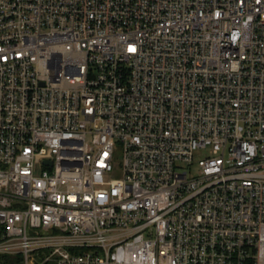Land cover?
<instances>
[{"label":"built area","instance_id":"built-area-1","mask_svg":"<svg viewBox=\"0 0 264 264\" xmlns=\"http://www.w3.org/2000/svg\"><path fill=\"white\" fill-rule=\"evenodd\" d=\"M0 264H264V0H0Z\"/></svg>","mask_w":264,"mask_h":264},{"label":"rangeland","instance_id":"rangeland-1","mask_svg":"<svg viewBox=\"0 0 264 264\" xmlns=\"http://www.w3.org/2000/svg\"><path fill=\"white\" fill-rule=\"evenodd\" d=\"M204 153V151H203V149H196L195 151H194V158H195V160H197L198 159V157L200 156V155H202ZM120 158H121V153L118 151H116V153H115V160L117 161V162H120Z\"/></svg>","mask_w":264,"mask_h":264}]
</instances>
